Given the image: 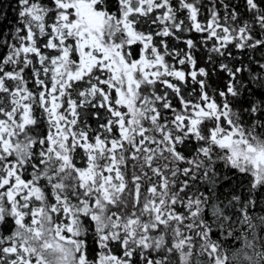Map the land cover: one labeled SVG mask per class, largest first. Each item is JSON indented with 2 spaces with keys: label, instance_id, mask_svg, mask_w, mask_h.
<instances>
[{
  "label": "snow or ice",
  "instance_id": "1",
  "mask_svg": "<svg viewBox=\"0 0 264 264\" xmlns=\"http://www.w3.org/2000/svg\"><path fill=\"white\" fill-rule=\"evenodd\" d=\"M14 11L0 264H264V0Z\"/></svg>",
  "mask_w": 264,
  "mask_h": 264
},
{
  "label": "trees",
  "instance_id": "2",
  "mask_svg": "<svg viewBox=\"0 0 264 264\" xmlns=\"http://www.w3.org/2000/svg\"><path fill=\"white\" fill-rule=\"evenodd\" d=\"M15 0H0V34L9 31L16 21Z\"/></svg>",
  "mask_w": 264,
  "mask_h": 264
}]
</instances>
